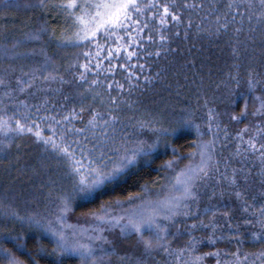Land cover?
<instances>
[{"label":"snow or ice","instance_id":"1","mask_svg":"<svg viewBox=\"0 0 264 264\" xmlns=\"http://www.w3.org/2000/svg\"><path fill=\"white\" fill-rule=\"evenodd\" d=\"M206 9L211 27L196 25V37L199 39L202 33L209 40L226 37L234 58L226 75L235 88L240 87L242 66L235 61L250 54L247 89L241 95L254 97L258 107L249 113L245 99L243 111L231 119L239 121L253 115L260 120L236 133L238 143L222 165L217 154L218 147H224L218 145L221 125L204 95L205 123L211 138L200 139L187 156L173 148L174 159L161 166L170 170V176L145 182L140 192L118 195L120 182L142 160H150L162 142L167 144L166 137L175 130L171 123L165 126L163 112L145 109L139 118L125 115L126 108H133L125 92L130 97L134 89L146 91L140 81L150 84L154 80L151 75H143L146 69L139 63L140 53L145 57L164 53L165 59L173 51L179 55V46L173 50L170 39L190 40L193 14ZM37 10L42 21L38 26L23 20L18 21L23 27L8 29L9 17L35 15ZM0 14L5 22L3 55L9 61L0 72V105H4L0 108V152L7 159L14 149L10 163L17 167L25 153L16 140L28 133L42 143L45 152L53 150L50 158H42L39 166L30 169V174L26 163L24 169L17 167L20 174L0 189V207L11 208L17 197L26 195L22 186L19 190L16 187L21 176L27 177L33 203L38 199L36 193L46 190L52 197L54 190H60L54 201V218L39 211L31 215L5 211L8 223H0V259L4 264H28L17 253L27 255L30 264H40L36 257L41 253L55 257L53 264H64V258L72 256L80 264H162L156 259L158 254L166 258L164 264H206L209 257L214 264H264V0H0ZM50 17H59L57 24L51 23ZM157 39L159 45L149 51L145 45L155 44ZM34 42L39 44L38 49L30 47ZM48 44L79 52H73L64 67L48 55ZM37 56L42 59L36 60ZM25 59L31 64L15 63ZM187 63L195 65L196 60ZM117 69L123 71L124 82L115 78ZM156 78H160V72ZM203 79L201 76V83ZM65 85L72 90L65 91ZM258 89L260 94L256 95ZM18 93L43 95L39 105H29ZM52 93L64 103L60 111L52 105L49 113L48 97ZM89 100L93 103H87ZM14 102L23 111L13 108L9 115L8 105ZM73 103L79 107H67ZM194 111L181 109L180 122L195 127L203 137L201 125L193 119ZM45 128L50 135H44ZM145 129L154 136L138 135ZM228 135L225 127L219 139L227 140ZM233 158L242 166H232ZM49 159L55 162V171L46 162ZM183 160L187 163L181 166ZM65 182L69 192L64 190ZM225 193L239 203L213 202ZM77 199L83 206L98 205L84 213L83 224L68 221ZM13 221L38 230L41 238L50 237L54 247L49 251L41 242L33 254L27 247L28 237L11 226ZM244 226L249 227L242 231ZM197 231H207L208 235L197 237ZM245 232L252 244L259 246L257 251L242 248ZM112 233L115 236L110 239ZM185 234L190 236L187 244L174 247L172 241ZM205 241L214 251L197 254L196 245ZM217 241H228L235 248L220 249L215 247ZM186 255L190 259L186 260Z\"/></svg>","mask_w":264,"mask_h":264},{"label":"trees","instance_id":"2","mask_svg":"<svg viewBox=\"0 0 264 264\" xmlns=\"http://www.w3.org/2000/svg\"><path fill=\"white\" fill-rule=\"evenodd\" d=\"M37 15L38 18L35 19L33 22L32 19L29 20L30 24L38 26L39 23L42 22L40 19V15ZM21 17H24L25 20L31 18L25 17V15ZM192 20L193 28L190 30V40H184L182 37H172L170 39L171 48L173 50L177 49V47L179 46V55H177L175 51H173L171 53H168L167 59H165L164 53H162L160 57H145L143 52L140 53L139 63L144 64L146 69L143 72V75H151L152 77H154V80L150 84H144L143 80H141L140 83L143 86V89H146V91L142 89H134L130 97H125L129 103L133 104V108L129 109L126 114L135 113L138 110V106H140L141 104L146 105L147 103V106H149L153 112H155V109L153 108L151 103L158 104L160 109L158 108V106H156L155 108H157L159 111H165L163 109H167V112H169L170 110L179 112L181 111V109L191 106L194 101L199 100L203 103L202 97L206 94L209 96L218 93H225L228 95L230 94L233 100V92L236 93L237 102H231V104H228L227 110L225 112L227 116H225L230 120L233 114L239 115L243 111L242 102L240 100L241 97L238 96L237 92L240 91L242 86L247 85L246 68L249 63L250 54L245 53L239 61H235L241 63L242 65L240 74V87L235 88L234 82L228 81V77L226 75L230 66L234 62V58L231 55V49L226 43V37L221 36L219 39L209 40L207 36L203 33L201 34V37L199 39L196 37V25H201L205 29L211 27L212 22L209 20L207 9L201 13H194L192 16ZM4 24H0V38L2 37V40H0V72H3V69L7 67V64L9 62L5 60L3 55V47L5 43L3 38ZM7 27L8 29H14L23 27V24L7 23ZM183 27H185V25H181V28ZM45 39H47V37ZM158 45L159 40L157 39L155 44H146L145 47H147L148 50L151 51ZM30 47H36L38 49L39 44L34 42L30 45ZM186 48H191V51L186 52ZM21 51H23V49H21ZM47 52L48 55L53 56V58L56 59L58 65H63L64 67H67L68 62L72 58V53H78L79 49H57L54 44H48ZM35 59L41 60L42 57L37 56ZM189 59H195L196 64L189 65L187 63V60ZM134 62L135 58L133 60V63ZM15 63L28 65L31 64V61L25 59L15 61ZM256 67L258 71H261V68L258 64L256 65ZM147 69H151V71L149 72L147 71ZM157 72H160V78H156ZM16 75H19V73H16ZM186 76L191 77L193 79L191 81L185 79ZM201 76H203L204 78L202 83ZM123 77V71L121 69H117V75L115 78L120 82H124ZM221 81H225L226 83H221ZM218 84L219 87H217ZM168 85H171L170 89L168 88ZM198 85H200V87H197ZM64 87L65 91L72 90V86L70 85H65ZM17 95L21 100L26 99L29 105H39L41 103V96L43 95V93H37L35 96H29L27 93H18ZM0 97H2V91H0ZM48 99L50 100L49 113H51L52 105L56 106L57 111L61 110L60 105L63 104L64 101L60 99L57 94L52 93L48 97ZM87 103L90 104L93 102L89 100ZM168 105H171L172 107H167ZM98 106L99 104L97 103L96 107ZM3 107L4 105H0V108ZM75 107L78 108L79 105L75 104ZM13 108L18 109L19 111H23V108L14 102L8 105L9 115L12 114L11 110ZM87 115L88 113L85 112L84 116L87 117ZM17 118H19V116H17ZM76 125L77 127H80L81 123L77 121ZM144 132H146V129L144 130ZM44 134L50 135L49 133ZM33 136L34 135L31 133L25 134L17 138L16 143H20L23 148L28 145H31L32 143L38 146L37 141L31 140L33 139ZM0 139H3V134H0ZM200 139H202V137L198 134V132L193 131L192 128H182L180 131H177L175 133L170 132L169 135L166 137L167 144L164 143L163 147L157 152H155L150 160H142L140 164L132 170L131 174L125 177L120 182V189L118 190L117 194L123 195L125 194V192H140L145 182L155 180L157 176H170V170L164 169L161 166L164 165L168 160L174 159L173 148H175L176 151L179 152L181 155L187 156L189 153L195 150V144L198 143ZM14 155L15 150L13 149L12 152L7 154V159H4L5 154L3 152H0V189L4 188L7 180L12 178L13 176H17L20 174L17 171V167L20 169H24V165L26 162L20 163L19 165H17V167L11 166L10 162L14 160H12ZM184 163H187V161H181V166ZM6 169L7 171H5ZM24 177L25 176H21V179H23ZM96 206L98 205L83 206L82 202L79 201L74 206V211L77 214L84 216V213H86L90 208ZM12 210H18L21 215H25V211L23 207L19 205V203L16 205L12 204V207L8 209L0 207V223H8V220L5 217L4 213L5 211L10 212ZM11 226L13 228H19L21 232L28 237L27 247L30 251H32L33 254H35L38 244L41 242L43 243L44 247L49 251L52 247H54V245L51 243L50 237L46 236L44 238H41L39 236L38 230L29 227L26 223L21 225L19 222L16 224L12 222ZM248 227L249 226H244L242 231H244ZM224 231L226 232L227 229H224ZM194 235H196L197 237H206L208 235V232L197 231L194 233ZM245 236L246 239L245 243L242 245V248L246 251H257L259 246L252 244L250 237H248L247 235V232H245ZM189 240L190 236L185 234L180 236L178 239L173 240L172 243L174 247H183L187 244ZM8 247H11V245H8ZM215 247L231 251L234 250L235 245L229 243L228 241H217ZM196 248L197 254L208 251H214V247L207 243V241L202 244L196 245ZM17 255L20 256L21 259L28 261V264H30L27 255L21 253H17ZM158 255L159 257L157 258V260L161 261L162 264H164L166 258L163 256V254ZM36 258L40 260V264H53V261L55 259V257L52 256H45L44 253H41V255L37 256ZM185 259H190V256L186 255ZM0 264H4L2 259H0ZM64 264H80V262L78 258L72 256L65 257ZM150 264H155V262H150ZM206 264H214L213 258H206Z\"/></svg>","mask_w":264,"mask_h":264},{"label":"rangeland","instance_id":"3","mask_svg":"<svg viewBox=\"0 0 264 264\" xmlns=\"http://www.w3.org/2000/svg\"><path fill=\"white\" fill-rule=\"evenodd\" d=\"M37 14L40 15L39 10H37L35 12V15H32V13H28L27 15H25V14L24 15H25V17H31V18L26 19L28 22L30 19H32V22H33L35 19L38 18ZM24 15L20 14L18 19H14L12 17H9V19L6 23H12V24L19 23L18 21L25 20L24 17L23 18L21 17ZM45 15H47V14H45ZM49 19H50L51 23L57 24L59 17H55V18L50 17ZM4 23H5L4 21L0 20V24H4ZM62 23L63 22L60 21V24H62ZM0 40H2V37L0 38ZM246 89H247V85L242 86L240 91L237 92V94H238V96L241 97L240 100L242 102V108H244V100L248 99V112L252 113L255 110V108L258 107V102L255 101L254 97L241 95L242 93H244L246 91ZM113 94H115V92ZM255 94L256 95L260 94L259 89L257 90V92ZM127 96L128 95L125 92V97H127ZM207 96L209 99L208 107L215 109L216 121L219 122V124L221 125V128H220L219 132L217 133L218 145L223 144L224 147H222V148L218 147L217 154H218V158L221 161V164L223 165L224 159L230 157V154L234 151L235 145L238 143L237 138H236V133L239 132L240 130H242L246 125L251 126L253 124V122H259L260 118L255 117L253 115H248L246 118L242 117L241 120L237 121V120H232V119L229 120V118L226 117L227 114L225 112L227 110L228 104H231V102H233V103L237 102L235 92H233V96H232L234 101L232 100L230 94L228 95L225 93H222V94L218 93V94H214L212 96H209V95H207ZM147 104L146 105L141 104L140 106H138V110L133 114H126V112L129 111V109L126 108L125 109V115H127V116L136 115L139 118L143 114L144 108L152 111V109L149 106H147ZM151 105L155 109V112H163L164 116L166 117L165 126H167L168 123L172 124V126L175 130L170 131V132L175 133L177 131H180L182 128H192L193 131L197 132V129L195 127L186 126L180 122L181 111L175 112L173 110H170L169 112H167V109H163L165 111H159L157 108H155L156 106H158V104L151 103ZM67 106L73 107V106H75V104L73 103V104L67 105ZM99 107H100V105L98 106V108ZM158 108H159V106H158ZM184 109H188L190 111L193 109L195 110L193 119L195 120L196 124L201 125L200 131L204 133L202 139H204V140L210 139L211 134L208 131L207 124L205 123V121L207 120V109L204 107V100H203V103L200 102L199 100L194 101V103L191 106L186 107ZM41 127H43V123H41ZM225 127L227 128V132L229 134L228 139L227 140H220L219 138L223 137V135H224ZM44 133L51 134L47 128L44 129ZM44 135H47V134H44ZM138 135H143L145 137H151V136H154V133L150 129H146V132L138 133ZM31 140L37 141L34 136H33V139H31ZM163 144H164L163 142L160 144V146L157 148L156 152L163 147ZM37 145L38 146H36L35 144L32 143L31 145H28L25 148H23V152L25 153V155H24V159L20 163L26 162V164L29 167V174H30V169L32 167L39 166L42 158H44V157L50 158L52 153H53V150L51 148H49L48 152H45L44 146L42 145V143L40 141H37ZM153 155H152V157H153ZM13 159H14V157L12 158V160ZM46 162H50L52 164L53 170L55 171V162L51 161L50 159L47 160ZM232 166L240 167L242 165H241V163L237 162V158H233V165ZM24 167H25V165H24ZM254 173H255V169H253V174ZM26 181H27V177H24L20 181H17V185H16L17 190H19L20 187L22 186L26 195L23 197H17L13 201V204L16 205L19 203V205L21 207H23V209L25 211L24 212L25 215H31V214H33V212L39 211L41 213V215L48 216L49 218H54L53 214L56 211V205H55L54 201H55L56 194L59 193L60 190L59 189L54 190L52 197L47 196L46 190L42 193H36V196H38V199H36L35 203H33L32 202V200H33L32 189L29 187V185ZM37 183H39V181H37ZM64 190H65V192L70 191V188L68 187L66 182H65V189ZM79 201L80 200L77 199L74 202V206ZM219 201H223V202L229 203V204L230 203H239L238 201H235L234 197H230L228 193H225V195L223 197L217 195L216 200L213 202L215 203V202H219ZM68 221H69V223H72V224H76V223L83 224L85 222V217L80 215V214H77L73 210L72 212H70L68 214ZM13 223L16 224L18 222L13 221ZM114 236H115V233L109 234L110 239H112ZM158 257H159V255H157L156 259Z\"/></svg>","mask_w":264,"mask_h":264}]
</instances>
